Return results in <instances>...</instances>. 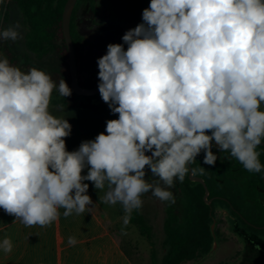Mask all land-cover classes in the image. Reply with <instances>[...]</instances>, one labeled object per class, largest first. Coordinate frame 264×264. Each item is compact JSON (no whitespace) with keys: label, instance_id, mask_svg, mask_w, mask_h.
<instances>
[{"label":"clouds","instance_id":"obj_1","mask_svg":"<svg viewBox=\"0 0 264 264\" xmlns=\"http://www.w3.org/2000/svg\"><path fill=\"white\" fill-rule=\"evenodd\" d=\"M20 38L19 24L0 29V39ZM122 41L97 59L99 95L118 118L73 151L72 125L49 111L54 89L71 96L66 81L0 59V209L25 226L50 225L61 208L91 212L85 181L122 205L127 226L146 193L175 203V183L205 171L189 167L198 155L215 165L214 145L264 171V0H150ZM0 249L11 253L12 240Z\"/></svg>","mask_w":264,"mask_h":264},{"label":"trees","instance_id":"obj_2","mask_svg":"<svg viewBox=\"0 0 264 264\" xmlns=\"http://www.w3.org/2000/svg\"><path fill=\"white\" fill-rule=\"evenodd\" d=\"M14 1L27 26L26 48L29 54L37 58V61H33L27 55L17 54L8 42L0 39L5 58L11 65H20L26 72L32 67L47 71L57 85L63 78L72 90L68 48L62 24L63 11L68 0ZM96 1L78 0L73 11L71 36L78 63L85 40L78 31L77 11L81 7L95 8ZM149 3L150 0H139L133 8L140 22H142V11L149 6ZM4 13L3 24L7 20L8 7L5 8ZM53 53L60 56L61 63L58 70L49 71L40 62ZM78 78L84 88L98 87V76L86 78L79 73ZM52 102L54 103L55 99ZM59 105L58 110L63 114V119L68 120L72 125L71 135L66 138L68 151L77 149L82 141L94 139L97 134L103 132L107 120L118 118V114L114 115L110 112L100 95L79 96L72 91L71 96L63 97ZM256 150L260 153L261 164H264V146H258ZM213 152L218 157L214 166L203 163V152L191 164L192 169L205 168L203 174L197 171L195 176L204 179L209 189V199H214L212 205L206 204L205 188L201 183L190 180V172L183 182L175 183L173 188L175 203L165 202L162 245L165 253L161 264L197 261L211 253L218 236V231L215 232V236L212 232L216 203L231 217V231L245 243L249 253L259 256V264H264V171L248 172L228 152L216 150L215 145ZM129 223L138 227L141 235L151 243L154 242L152 227L140 210L131 213ZM152 260L153 264L158 263L156 250L152 253Z\"/></svg>","mask_w":264,"mask_h":264},{"label":"rangeland","instance_id":"obj_3","mask_svg":"<svg viewBox=\"0 0 264 264\" xmlns=\"http://www.w3.org/2000/svg\"><path fill=\"white\" fill-rule=\"evenodd\" d=\"M2 1V2H1ZM101 1V2H100ZM139 0H97L99 5H104V11L106 15H110L111 20L117 21L120 26L125 29L134 28L139 24L136 18L135 12L130 9L135 8ZM8 7V16L5 24L0 20V29H5L10 25L19 24L21 38L13 42L11 40H5L11 46V48L19 55H27L33 61H37V58L28 53L25 45V35L27 32V26L23 21L21 12L14 0H0L1 7ZM3 7V8H4ZM127 46L125 45V48ZM5 58L3 53V44H0V59ZM41 65L49 70H58L61 58L58 54L53 53L46 57ZM22 71L26 72L23 68ZM83 76L90 78V75L83 72ZM61 97L57 90H55L54 96H51L49 105V111L51 114L57 117L63 118V114L58 110L60 107ZM55 99L53 103L52 100ZM264 109V104L261 105ZM87 173V169L82 172ZM145 179L152 180L150 171L147 172ZM89 184L90 195L98 201L102 208L112 217L117 223V228L123 234L124 241L123 246L129 255L135 260L137 264H153L152 253L156 250L158 256V263L161 264V259L165 253L163 249V223L165 218V202H161L156 197L152 196L151 192L143 195V207L140 211L147 217L150 226L154 233V242L151 243L147 238L141 235L138 227L132 224L124 226L123 217L125 216L124 209L121 204L109 205L102 202L105 190H96L94 185L90 181H85ZM174 188V187H173ZM173 188L170 189L173 192ZM215 232L218 231L216 244L211 253L205 258L197 261H189L183 264H259V256L257 254L249 253L245 243L240 240L230 228L231 217L228 212L220 207L219 204H215ZM135 211V210H134ZM133 211V212H134ZM42 256H38L37 263L41 264Z\"/></svg>","mask_w":264,"mask_h":264},{"label":"crops","instance_id":"obj_4","mask_svg":"<svg viewBox=\"0 0 264 264\" xmlns=\"http://www.w3.org/2000/svg\"><path fill=\"white\" fill-rule=\"evenodd\" d=\"M4 12L5 8L0 10L1 21ZM90 197L91 212L65 217L61 208L59 218L44 227L25 226L0 209V241L7 236L13 243L11 253L0 249V264H38V256L41 264H137L123 246L117 223ZM69 237L75 238L74 245L68 243Z\"/></svg>","mask_w":264,"mask_h":264},{"label":"flooded vegetation","instance_id":"obj_5","mask_svg":"<svg viewBox=\"0 0 264 264\" xmlns=\"http://www.w3.org/2000/svg\"><path fill=\"white\" fill-rule=\"evenodd\" d=\"M101 2V1H100ZM96 1L95 8L81 7L77 11L78 31L83 36L85 43L82 47V55L79 59V73L83 72L98 76L97 59L107 51L109 43H123L122 36L125 29L117 21H113L110 15H106L105 6ZM133 12V9H130ZM138 22H140L139 18Z\"/></svg>","mask_w":264,"mask_h":264},{"label":"water","instance_id":"obj_6","mask_svg":"<svg viewBox=\"0 0 264 264\" xmlns=\"http://www.w3.org/2000/svg\"><path fill=\"white\" fill-rule=\"evenodd\" d=\"M78 0H68L64 11H63V18H62V24H63V33H64V38L66 41V45L68 48V55H69V67H70V74H71V88L72 91L79 95V96H96L99 95L98 92V87L97 88H84L80 85L79 83V65L77 62V55H76V51L74 48V44H73V40H72V36H71V19H72V15H73V11L74 8L76 6ZM98 101H96L97 103ZM259 146H264V142H261V144ZM216 150L220 151L219 148L217 146H215ZM221 152V151H220ZM150 155V153H148ZM190 169H192V165H189ZM190 180L192 182H199L201 183L204 188H205V196H204V200L206 202L207 205H212L214 199H209V189L204 181L203 178L201 177H197L195 175H193L190 171ZM215 220L212 224V232L215 236ZM216 244V242H215Z\"/></svg>","mask_w":264,"mask_h":264}]
</instances>
